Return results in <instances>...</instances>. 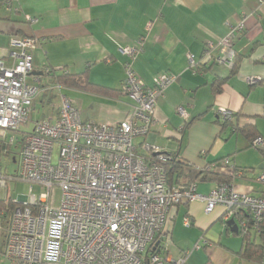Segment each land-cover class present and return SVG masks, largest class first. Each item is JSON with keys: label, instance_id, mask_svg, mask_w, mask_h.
<instances>
[{"label": "crops", "instance_id": "0c3cea01", "mask_svg": "<svg viewBox=\"0 0 264 264\" xmlns=\"http://www.w3.org/2000/svg\"><path fill=\"white\" fill-rule=\"evenodd\" d=\"M26 15L37 20L29 24ZM240 21L245 30L233 43L238 67L229 76L230 68L204 61L203 50L211 43L216 45L212 55H218L217 44L227 34L228 25ZM13 35L30 36L37 41L32 49L29 84L35 83L41 71L48 68L73 74L85 71L90 82L117 90L125 77L121 49L134 46L138 37L144 35L142 50L131 65L135 75L146 85H153L155 78L165 73L176 76L156 100L155 122L146 139L162 152L176 153L195 168L229 156L233 165L243 171L230 178L235 189L251 194L261 192L251 181L264 169V163L257 174L249 173L253 169L249 165L238 164L237 153L251 148L250 142L240 131L221 129L217 109L224 107L235 112V127L251 126L264 139V0H0V59L7 65L9 39ZM189 56L193 57V66ZM249 77L255 82L249 83ZM217 78L226 79L219 91H214L212 82ZM55 87L59 86L50 87L51 91ZM65 88L61 95L71 101L82 121L115 125L129 112L130 102L121 93L102 95ZM51 94L41 102L40 110L52 104ZM38 96L27 123L32 112L38 110ZM59 106L52 118L43 113L23 133L41 119L54 120ZM180 106L187 111V121L176 112ZM190 119L193 120L186 123ZM7 135L8 131L2 137L0 131V142ZM197 153L202 166L195 165ZM216 184L201 181L197 191L205 194ZM239 212L248 215L245 209ZM223 213L221 206L205 212L200 201L173 206L167 221L170 234L161 243L162 251L177 257L191 250L186 264H262L261 260L239 254L244 250L242 239L225 227ZM185 218L191 223L188 227ZM243 221L239 226H243ZM251 233L250 228L252 242ZM196 244L199 247L195 248Z\"/></svg>", "mask_w": 264, "mask_h": 264}, {"label": "built area", "instance_id": "2783aa9c", "mask_svg": "<svg viewBox=\"0 0 264 264\" xmlns=\"http://www.w3.org/2000/svg\"><path fill=\"white\" fill-rule=\"evenodd\" d=\"M25 20L30 24L37 18L26 15ZM244 30L243 21L229 24L217 44L218 55H212L216 45L210 43L203 50L204 61L231 68L233 43ZM143 41L141 35L134 46L121 49L125 68L121 94L130 102L121 121L115 125L82 121L78 110L62 95L57 117L36 122L25 134L17 176L6 177L0 169V188L5 189L14 177L31 184L29 194L13 200L15 206L10 211H0V238L3 235L7 260L15 264H186L191 250L173 257L160 249L148 251V247L157 234L161 243L169 235L167 221L173 206L195 201L202 202L207 213L221 206L225 223L233 217L234 209H245L252 226H263L264 233V169L256 176L262 185L259 194L239 192L231 182L217 183L205 194L197 191L196 183L167 184L163 164L169 156L146 138L155 122L156 100L176 76L165 73L156 77L153 85H146L135 75L131 65ZM36 44L33 37L13 35L9 39L10 63L0 59L2 137L29 120L31 103L39 92L35 83L27 82ZM189 64L194 65L192 56ZM255 80L248 79L249 83ZM176 112L183 119L188 117L181 106ZM232 116V111L218 107L220 120L229 121ZM55 145L58 156L53 162ZM252 146L264 147V139L255 138ZM221 165L231 173L230 158H224ZM203 167L209 171L215 164ZM33 186L38 188L36 193ZM54 187L60 192L55 208L51 206ZM184 224L188 227L191 223L185 218Z\"/></svg>", "mask_w": 264, "mask_h": 264}, {"label": "trees", "instance_id": "16d2710c", "mask_svg": "<svg viewBox=\"0 0 264 264\" xmlns=\"http://www.w3.org/2000/svg\"><path fill=\"white\" fill-rule=\"evenodd\" d=\"M237 67H238V61H236V58H235L234 64L230 68L229 76H231L232 74L236 72ZM41 72H42L41 77H38V79L35 82L39 92L31 103V106H30L31 111L33 109V106L35 104V99L37 98V96L40 94L38 97L39 99H41L42 102L47 100L50 94L52 93L50 87H53L55 85L61 86V87H68V88H78V89H82V90H86V91H90V92H94V93L102 94V95L121 93V85L119 89L117 90V89H112L106 86L94 84L90 82L89 79L85 76L86 74L85 71L79 74H73V73H68L65 71L63 72L60 69L46 68V69H43ZM225 79L223 78L214 79L212 82L213 90L219 91ZM30 116H31V112L29 114V118ZM236 117H237V114L233 112L232 119L229 121L220 120L219 118L217 119L221 126V129H224L226 127H231L230 131H234V132L240 131L242 134H244L247 137L248 141L250 142V146H252L253 140L261 135L258 134L255 128L251 126L242 127V128L235 127L237 126V123H235ZM188 118L189 117H187L184 120L187 121ZM45 119H41V120H45ZM192 120L193 119H190L186 123H190ZM24 136L25 134L22 132L20 144H22ZM5 142H7L6 139L1 140L0 142V153L3 150H7ZM260 151L264 153V147H261ZM167 155L169 156V159L166 162H164L163 165L166 171L167 184L169 186L178 185V184L187 186L192 183L197 184L201 181H216L217 183H222V182L230 183L231 182L230 178L233 177L236 173L242 172L243 174V171H241V168H237L235 167V165H233V169L231 170V173L227 172V170H224V168H222V165L220 166V162L224 158L231 159V157L229 156L221 157V158L206 162L204 166L215 164V168H213L212 170L206 171L204 167L195 168L193 164L181 159L180 157L177 156L176 153H169ZM201 155H204V153H202ZM13 161H14V157H13ZM183 179H187L186 182H183ZM14 206L15 205H14L13 200H10V199L1 200L0 199V211L3 209H7V211H10ZM240 210L242 209H239V210L234 209V213L232 217L238 224L237 235L241 237L242 246L244 249L243 251H239V254H241L243 257H247L254 261H260L262 257L263 240H264L263 226L253 227L249 215H246L245 212H242V213L239 212ZM242 220H244L243 221L244 225L239 226ZM250 228H254L255 234L259 235L261 239V242L259 244H256L254 240L252 242L250 241ZM167 233L170 234L169 228H167ZM156 243L157 245L155 249H153V245ZM160 243H161V237H160V234H157L153 241V245L148 247V251L155 252L157 249H160V251H162V244Z\"/></svg>", "mask_w": 264, "mask_h": 264}, {"label": "rangeland", "instance_id": "374dc122", "mask_svg": "<svg viewBox=\"0 0 264 264\" xmlns=\"http://www.w3.org/2000/svg\"><path fill=\"white\" fill-rule=\"evenodd\" d=\"M65 89H66L65 87H61V86L55 87L51 94V97H52L51 105L43 109L41 108L40 110L42 101L41 99H39L36 104V106H38V110H34L32 112V118L30 119V121L27 124L22 125L19 128L18 132L8 131L6 140L8 141L10 138H13L14 143H10L9 145L7 142H5L7 150H3L0 153V169H1V173L4 176L10 177V178L13 176H17L18 152L20 150V139L22 136V132L28 131L30 127L32 126L33 122L36 119L40 118L43 115V113H45L46 116H50L52 118L54 113L56 112L57 107L61 104V96H62L61 94H64ZM137 140L138 139H135V141ZM227 148L228 146H226L225 149ZM237 154H239L238 161H237L238 164H240L241 166H245L247 164L253 168L252 171H250L249 173L256 171L255 174H257V172L259 171L260 165L264 163V160H263L264 153H262L260 151V148L258 147L256 148L254 146H251V148L245 151L244 150L240 151ZM57 156H58V147L55 145L52 151V161L53 162L56 161ZM13 157H14V161H13ZM195 165L196 166L203 165V161L201 157L198 158V153L196 155ZM251 185L257 190L258 189L260 190V188L262 190V185L258 181H256V178L253 181H251ZM30 186H31L30 183L21 181L17 177H14L11 180H8V183L5 189L0 188V199L1 200H4V199L18 200L19 198L27 196L29 194ZM33 190L36 193L38 190L37 186H33ZM59 195H60L59 188L54 187L51 192V206L54 208L58 206ZM251 231H252L251 234H252V237H254L255 243L259 244L261 242L259 235L258 234L255 235L254 228H251ZM2 236L3 235H1V238H0V244H2ZM7 261H6V258L3 256V254L2 255L0 254V264H10Z\"/></svg>", "mask_w": 264, "mask_h": 264}, {"label": "water", "instance_id": "95a60500", "mask_svg": "<svg viewBox=\"0 0 264 264\" xmlns=\"http://www.w3.org/2000/svg\"><path fill=\"white\" fill-rule=\"evenodd\" d=\"M225 225L227 228L230 230L232 233H237L238 232V224L233 218H230L228 221H226Z\"/></svg>", "mask_w": 264, "mask_h": 264}]
</instances>
